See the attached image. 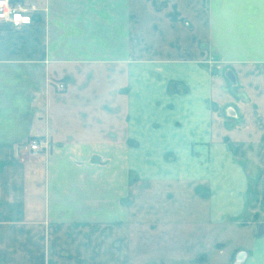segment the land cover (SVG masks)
<instances>
[{"label":"crops","instance_id":"1","mask_svg":"<svg viewBox=\"0 0 264 264\" xmlns=\"http://www.w3.org/2000/svg\"><path fill=\"white\" fill-rule=\"evenodd\" d=\"M23 1L46 8L0 25V264H135L141 234L247 230L264 0ZM233 244L264 264V235Z\"/></svg>","mask_w":264,"mask_h":264},{"label":"rangeland","instance_id":"2","mask_svg":"<svg viewBox=\"0 0 264 264\" xmlns=\"http://www.w3.org/2000/svg\"><path fill=\"white\" fill-rule=\"evenodd\" d=\"M37 7L46 8L45 6L40 7L38 4ZM45 12L47 11H39L38 13ZM52 25L54 26V24ZM59 56L57 55V57ZM51 85L54 88V84L51 83ZM57 85L58 83L56 84V88ZM77 109H80V107ZM77 109L75 108V110ZM263 117L264 115H262ZM67 125H74V120L71 119L70 123L67 122ZM238 154L245 161L249 172L251 174L257 173V177L251 183L248 209L245 216H243V220L248 222L247 226L249 228L247 230L234 228L231 231H226L225 234L228 237H223L224 234L220 237L216 236L215 243L211 241L209 244L200 247L191 244L188 245L186 243L187 238L185 237L183 245H176L174 240L170 239V234L167 233V239L164 237L161 240H159L161 236L159 232L150 233V236L141 234V237H137L140 241L137 242V245H135L130 255V257L135 259V264H235L233 259L234 250L240 247L233 243L240 241L243 244H248L250 239L257 236L256 232H254L256 225L264 223V144L261 143L258 146H251L250 148L241 150ZM137 205H142V202ZM224 241L227 245L225 248ZM181 257H183V260H176Z\"/></svg>","mask_w":264,"mask_h":264},{"label":"built area","instance_id":"3","mask_svg":"<svg viewBox=\"0 0 264 264\" xmlns=\"http://www.w3.org/2000/svg\"><path fill=\"white\" fill-rule=\"evenodd\" d=\"M37 10L34 3L23 0H0V25L19 28L31 25L33 13ZM57 88L63 89V84L58 83ZM28 149L32 155H37L47 149L45 139L34 137L28 142Z\"/></svg>","mask_w":264,"mask_h":264},{"label":"water","instance_id":"4","mask_svg":"<svg viewBox=\"0 0 264 264\" xmlns=\"http://www.w3.org/2000/svg\"><path fill=\"white\" fill-rule=\"evenodd\" d=\"M227 78L231 83L233 84L235 83L233 75L229 74L227 75ZM263 235H264V223H260L257 229V236H263Z\"/></svg>","mask_w":264,"mask_h":264}]
</instances>
